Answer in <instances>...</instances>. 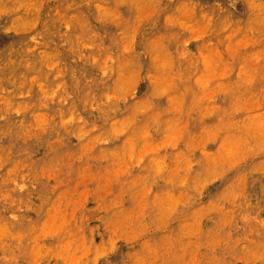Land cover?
<instances>
[{"label": "rangeland", "instance_id": "rangeland-1", "mask_svg": "<svg viewBox=\"0 0 264 264\" xmlns=\"http://www.w3.org/2000/svg\"><path fill=\"white\" fill-rule=\"evenodd\" d=\"M0 264H264V0H0Z\"/></svg>", "mask_w": 264, "mask_h": 264}]
</instances>
